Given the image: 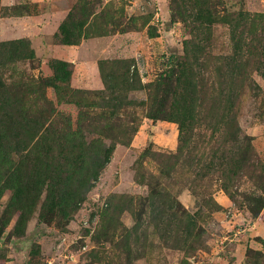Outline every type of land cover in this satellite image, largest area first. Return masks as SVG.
<instances>
[{
	"label": "rangeland",
	"instance_id": "obj_1",
	"mask_svg": "<svg viewBox=\"0 0 264 264\" xmlns=\"http://www.w3.org/2000/svg\"><path fill=\"white\" fill-rule=\"evenodd\" d=\"M196 1L52 0L67 13L51 42L97 49L84 69L61 61L63 74L28 39L0 40V264H264V13ZM102 61L126 62L142 87L116 92L132 105L113 115L94 96ZM169 73L170 100L193 106L180 153L177 124L144 117ZM91 144L109 149L95 178ZM229 155L228 183L217 166ZM153 189L175 202L160 224Z\"/></svg>",
	"mask_w": 264,
	"mask_h": 264
},
{
	"label": "trees",
	"instance_id": "obj_2",
	"mask_svg": "<svg viewBox=\"0 0 264 264\" xmlns=\"http://www.w3.org/2000/svg\"><path fill=\"white\" fill-rule=\"evenodd\" d=\"M201 1H202V4H204V0H197L196 1L197 5H200ZM198 7L199 6H197V8ZM240 19L241 21L243 20V15L241 13L239 14V17L236 19V21H240ZM60 26L61 24L59 25L58 30ZM189 28L191 29L190 31L192 33L191 34L192 37L196 38L199 33V24H192V26L191 27L189 26ZM77 43H71V42L68 43V42L63 41L61 44L62 45H75ZM262 53L264 54V46L262 47ZM230 63H229V73L230 75H233L235 74V72L232 71V67H230ZM55 64L62 66L60 67V71H61V74H63V68L65 67V64H63L61 61L60 62L55 61ZM103 65L109 66L106 74H104L103 72ZM128 66L129 65L124 61L99 62V66H98L99 74L102 80L103 89L101 91L94 93V96L98 98V100L101 101V104H102L100 105L101 109H105V110L107 109L108 112L110 113L109 115H113L112 114L113 111H117L119 109L132 105L131 102H127L125 101V99H123V101H120V99H118L116 96V92H123V94H125V92L129 93V91L131 90H135V89L138 90L142 88L139 85H136V84L134 85L132 83L133 81L131 80V78H130L131 82H128V73H129ZM131 73L137 74L136 70L133 68L131 70ZM173 75H174L173 73L164 75L160 77L158 80H156V82L153 85H149L148 89L151 88V93L148 94V97H147L148 102L146 104V108L144 107L143 108L145 110L144 117L151 120L152 122L170 121V122H174L177 124L179 130H178V139H177L178 144H177L176 152L180 153L186 145L185 144L186 141L184 139H186L185 136L187 135L186 134L185 136L184 135L182 136L183 134L182 128L185 127L182 121L183 119L188 117L187 116L188 114L192 116L193 114L190 113V108L192 106L190 102L186 104L188 109L185 110V107H184L182 111L178 101L176 102L175 100H170L172 95L174 94L172 89H170L172 81L175 82V80H173L174 78L172 77ZM61 79L64 80V77H62ZM191 99L192 98H190V100ZM181 101L183 104H185V100L183 102V100L181 99ZM110 125L107 122L104 125L100 126V129H101L99 130L101 131L100 133H106V134L109 133L108 131L111 130ZM134 132H135V129L130 130V134ZM100 135H104V134H100ZM234 140L235 138H232V141ZM89 152H90V156H92L93 162L96 163V170L94 171V173L90 174V177L95 178L96 171L101 169L108 161L109 149L107 148L105 149V147L101 145L100 147H98L96 145L91 144L89 148ZM232 157L233 155H229L228 158L223 157L220 159V157L217 158L215 156L216 161L220 159L218 162L217 169L218 171H220V169L223 168L222 173L224 175L225 180H227L228 183L232 182L233 177L237 175V172L239 171L238 166L235 165V163H233ZM245 161L246 160L244 159V162ZM210 171H213V165L210 167L209 172ZM225 188L226 187L223 186L224 190ZM149 197L150 199L149 201H147L146 207H149L153 215V218L155 217V220L158 222V224H160L164 222V217L170 214L171 208L173 207L171 205L174 204L175 202L168 201L166 199L168 197L167 194L158 193L155 189H153V192L149 195ZM255 201H256V205L258 209H260L264 205V198L258 197L256 198ZM167 207L168 209H166ZM165 221H167V227L171 225L169 223L170 218H168ZM185 238L187 239V236ZM176 241L177 239L175 240V242Z\"/></svg>",
	"mask_w": 264,
	"mask_h": 264
},
{
	"label": "crops",
	"instance_id": "obj_3",
	"mask_svg": "<svg viewBox=\"0 0 264 264\" xmlns=\"http://www.w3.org/2000/svg\"><path fill=\"white\" fill-rule=\"evenodd\" d=\"M248 5L252 10L264 13V0H255ZM0 7L8 10L11 7L18 9L15 13L0 17V40L26 38L35 52L37 49L38 52L48 51L49 58L71 64L74 71L81 67L84 69L95 62L97 49L91 40L75 45L51 42V36L66 16V8H55L52 0H0ZM95 88L99 89V84Z\"/></svg>",
	"mask_w": 264,
	"mask_h": 264
},
{
	"label": "water",
	"instance_id": "obj_4",
	"mask_svg": "<svg viewBox=\"0 0 264 264\" xmlns=\"http://www.w3.org/2000/svg\"><path fill=\"white\" fill-rule=\"evenodd\" d=\"M15 243V240L10 241V246H12Z\"/></svg>",
	"mask_w": 264,
	"mask_h": 264
}]
</instances>
